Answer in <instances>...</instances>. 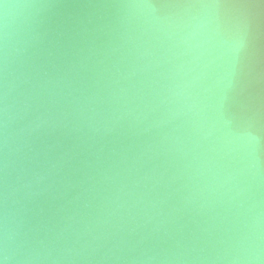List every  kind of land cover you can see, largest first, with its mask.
<instances>
[{
	"label": "water",
	"instance_id": "water-1",
	"mask_svg": "<svg viewBox=\"0 0 264 264\" xmlns=\"http://www.w3.org/2000/svg\"><path fill=\"white\" fill-rule=\"evenodd\" d=\"M0 264H264V0H0Z\"/></svg>",
	"mask_w": 264,
	"mask_h": 264
}]
</instances>
